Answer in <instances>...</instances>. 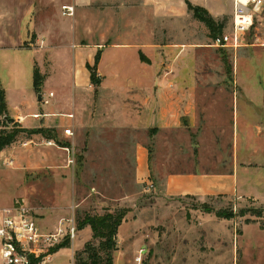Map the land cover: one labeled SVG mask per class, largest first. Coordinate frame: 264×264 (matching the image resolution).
<instances>
[{
	"label": "rangeland",
	"instance_id": "rangeland-1",
	"mask_svg": "<svg viewBox=\"0 0 264 264\" xmlns=\"http://www.w3.org/2000/svg\"><path fill=\"white\" fill-rule=\"evenodd\" d=\"M134 1L120 0L122 10L110 4H92L86 17L88 33H105L103 44L107 45L116 41L110 38L111 32L148 30L149 42L165 48L161 46L156 59L147 64L142 60L149 62V58L143 54L112 49L106 50L103 59L102 54L96 59L78 45L79 41L76 47L71 41L69 68L62 64L66 54L56 53L54 70L44 76L53 88L50 103L63 98L64 106L67 100L71 104L61 114L71 122L55 130L58 140L74 147L75 163L69 165V152L51 140V166L32 168L31 143L22 146L26 141L20 134L16 142L0 151V209L24 205L42 230L54 231L67 227L71 218L76 225V216L84 213L124 208L131 227L124 225L119 232L113 264H264V47L212 45L207 28L191 16L173 22L151 13L149 23L145 18L142 28L135 15L126 14L125 8ZM215 3L224 6L225 11L215 19L228 31L230 0H211L210 8ZM259 22L264 29V13ZM61 27L66 29L64 24ZM118 65L135 71L122 68L112 72ZM93 73L95 83L99 87L104 83L105 90L111 89L113 81L124 90L130 86L133 92L141 90L148 95L149 88L134 86L164 76L178 85L177 94L196 97L195 125L182 133L184 153L190 154L182 170H190L201 161L203 169L225 174L236 155L237 161L246 157V168L239 174L243 189L232 194L170 197L158 186L148 188L146 182H134L128 138L111 129L104 136H91L92 148L84 157L81 150L88 141L77 123H84L91 114L92 120L100 114L109 118L113 110L112 104L97 102L99 87L90 84ZM75 82L78 88H73ZM12 125L9 121L7 126L0 124V129ZM67 127L72 129V136L63 134ZM134 134L143 139L146 132L136 130ZM78 234L76 231L73 240L63 238L46 264H75L77 259H84L81 251L85 242L73 246L84 233Z\"/></svg>",
	"mask_w": 264,
	"mask_h": 264
},
{
	"label": "crops",
	"instance_id": "crops-1",
	"mask_svg": "<svg viewBox=\"0 0 264 264\" xmlns=\"http://www.w3.org/2000/svg\"><path fill=\"white\" fill-rule=\"evenodd\" d=\"M119 1L0 0V88L4 92L9 118L14 119L22 127H46L56 130L71 122L61 116L65 110L71 108L69 100L65 101L66 106L62 104L63 98H56L51 103L43 105L40 100L52 92L50 91L53 89L51 83L48 82V79L44 80L38 94L33 88L31 79L35 65L42 74L54 70L56 53L66 54V60L64 56L62 64H66L69 68L70 59L68 57L71 53V41L75 47L76 41H79L78 45L87 48L84 50L90 56L92 54L95 56L99 52V55L102 54V59L108 49L131 51L138 56L143 54L149 58V62L142 60L147 64L156 59L155 56L160 53L161 46L165 48L166 45L151 44L149 42L151 33L148 30H135L126 33L111 32L110 38L116 41L107 45L103 44L105 33L98 35L88 33L85 28L88 8L92 4L102 3L114 5L112 6L114 9H121ZM185 1L206 8L214 18L222 15L225 11L224 6L216 3L213 4V9L210 8L211 0H137L133 3L130 2L125 10H127V16L135 15L138 18L137 22L143 28L146 19L149 23L151 13L154 17L174 20L173 22L191 16ZM63 5L70 8V15H63L62 12L60 15L59 9ZM97 10L98 13L101 12L100 9ZM61 24L66 25V29H62ZM73 52L76 53L75 49ZM122 68L118 65L112 72H121ZM123 69L135 71L131 67ZM110 84V90H105L104 83L100 87L97 85L99 89L95 94L97 93L98 103L113 105L111 116L107 118L104 114H100L99 118L95 116L92 120L91 114L84 123L79 122L80 119L77 121L80 131H84L86 141H88L81 150L84 157L85 153L92 148L89 144L91 136H104L108 129H111L128 138L134 182H146V184H152L153 187L158 186L165 196L170 197L212 195L221 192L232 194L238 189H243V180L239 174L246 168V157L242 159L243 157L240 156L237 161L236 155L229 164L230 170L225 174H214V171L203 169L204 165L201 161L198 166H193L194 168L190 170H182L184 159L190 158V154L184 153L182 133L184 129L191 131L195 125V117L198 114L196 97L177 94L178 85L167 80L164 76H160L157 80L141 81L137 86H134L135 88H149L146 92L148 95L143 94L141 90L133 92L130 86L124 90L117 82L113 83L112 81ZM78 87V83L75 82L73 88ZM135 104L139 107L135 108ZM48 105L49 107H47ZM185 120L188 121V124ZM136 130L145 131V137L143 139L136 138L134 134ZM24 141L26 142H23L22 146L31 143L29 149L31 167L49 168L51 166L50 152L52 151V144L47 142L49 140L36 134L30 138H24ZM99 142L104 144L102 139ZM69 148L74 156V147L70 145ZM62 154L65 155L63 152ZM197 160L199 159L194 160V164ZM241 161L243 163H240ZM128 216L126 214L120 224L117 237L124 225L131 224ZM77 232L84 234L73 242L74 247L81 246L91 238L89 227H84Z\"/></svg>",
	"mask_w": 264,
	"mask_h": 264
},
{
	"label": "built area",
	"instance_id": "built-area-1",
	"mask_svg": "<svg viewBox=\"0 0 264 264\" xmlns=\"http://www.w3.org/2000/svg\"><path fill=\"white\" fill-rule=\"evenodd\" d=\"M230 27L211 38L212 45L238 48L243 46L264 47V29L260 27L261 15L264 13V0H230ZM63 15H70L71 10L63 5ZM53 97L49 92L41 98L48 104ZM65 136H72L73 131L67 127ZM48 143H52L51 140ZM69 151L68 147H64ZM68 164L75 159L70 152ZM11 164L12 161H9ZM152 184H148V188ZM74 219L68 221L67 227H57L54 231H44L35 221L33 213L24 205H11L0 209V264H46L52 259L55 246L65 238L76 237Z\"/></svg>",
	"mask_w": 264,
	"mask_h": 264
},
{
	"label": "trees",
	"instance_id": "trees-1",
	"mask_svg": "<svg viewBox=\"0 0 264 264\" xmlns=\"http://www.w3.org/2000/svg\"><path fill=\"white\" fill-rule=\"evenodd\" d=\"M185 3L191 17L201 22L207 28L211 38L223 31L224 23L221 20L215 19L206 8L192 4L189 1H185ZM98 57L99 52L96 54V59ZM92 72L96 73L95 71ZM94 73L90 76V81L97 86L98 82L95 83ZM44 80V74L35 65L32 84L36 93H40ZM9 121L13 123L9 129L6 127L0 129V151L16 142L20 134L25 135V138L40 134L47 140H53L61 147L70 146V143L57 139L55 128H26L9 118L6 111L4 92L0 88V124L7 126ZM125 214L126 210L124 208H118L105 210L103 213H84L82 217L76 216L77 229L80 230L84 227H89L91 230V239L96 241V244L92 240L86 241L81 251V253L85 254V258L77 259L75 264H113V254L117 250V230L124 220ZM52 250L53 252L56 251L55 248Z\"/></svg>",
	"mask_w": 264,
	"mask_h": 264
},
{
	"label": "water",
	"instance_id": "water-1",
	"mask_svg": "<svg viewBox=\"0 0 264 264\" xmlns=\"http://www.w3.org/2000/svg\"><path fill=\"white\" fill-rule=\"evenodd\" d=\"M39 97H40V95H39ZM12 119V118H11Z\"/></svg>",
	"mask_w": 264,
	"mask_h": 264
}]
</instances>
